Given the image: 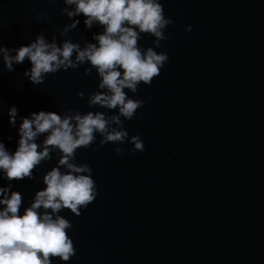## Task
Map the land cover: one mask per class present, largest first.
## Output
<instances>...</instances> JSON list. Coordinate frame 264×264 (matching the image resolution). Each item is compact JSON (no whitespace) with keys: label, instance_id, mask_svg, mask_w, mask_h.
Returning a JSON list of instances; mask_svg holds the SVG:
<instances>
[{"label":"water","instance_id":"1","mask_svg":"<svg viewBox=\"0 0 264 264\" xmlns=\"http://www.w3.org/2000/svg\"><path fill=\"white\" fill-rule=\"evenodd\" d=\"M161 3L173 20L165 30L172 39L156 51L169 62L150 86L128 93L145 101L137 113L143 119L124 124L145 151L133 154L128 143L98 147L97 137L77 152V163L92 168L98 195L79 217L59 213L73 225L68 235L76 254L67 264H264V0ZM63 7L62 0H0V46H26L41 31L51 40L54 29L71 22L60 15ZM40 12L50 18L37 22ZM76 19L68 38L95 43L91 37L102 28L86 30L83 17ZM188 25L191 32L184 31ZM56 36L59 44L64 38ZM152 41L142 35L140 47ZM30 67L26 61L0 74V140L10 151L19 139L10 106L18 110L17 125L33 112L62 114V105L106 111L87 107L99 82L95 71L84 75L89 65L49 75L39 86L22 76ZM117 146L127 151L117 155ZM57 159L53 153L32 180L12 182L23 196L21 214Z\"/></svg>","mask_w":264,"mask_h":264},{"label":"clouds","instance_id":"2","mask_svg":"<svg viewBox=\"0 0 264 264\" xmlns=\"http://www.w3.org/2000/svg\"><path fill=\"white\" fill-rule=\"evenodd\" d=\"M57 3L58 0H50ZM65 7L60 15L70 23L54 29L51 40L41 31L26 46L9 49L0 46L2 72H13L15 66L28 62L31 67L22 73L32 85H42L46 77L59 71L76 70L82 65L84 75L95 71L97 91L87 96L88 111L65 107L62 114L39 111L20 117L18 110L10 106L7 112L9 125L17 128V147L10 151L0 140V264H52L58 259L62 264L76 254L72 238L68 235L72 223L59 213L67 210L79 217L82 210L92 204L97 195V185L92 178V168L86 163H77L80 149L107 144L132 145V153H143L144 142L139 135L129 138L124 124L137 115L145 101L130 98L138 92L141 84L150 86L161 69L169 62L166 53L157 52L161 42L170 40L165 30L173 24L166 18L161 0H62ZM83 17L86 30L99 25L102 32L93 34L82 43L73 42L68 34L77 29ZM48 12L37 14L36 20H48ZM185 32H191L188 25ZM56 33L64 39L57 43ZM153 38L152 47H140L141 36ZM13 52L15 53L13 55ZM127 90V91H125ZM79 100L84 92H77ZM151 100V97H148ZM109 113H115L109 115ZM43 136L42 142L38 139ZM11 140V137H9ZM117 155L127 151L117 146ZM56 154L57 163L42 177L43 189L35 192L30 205L20 210L24 200L21 193L12 191V182L32 180L33 173ZM63 169V171L61 170Z\"/></svg>","mask_w":264,"mask_h":264}]
</instances>
